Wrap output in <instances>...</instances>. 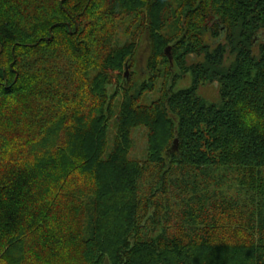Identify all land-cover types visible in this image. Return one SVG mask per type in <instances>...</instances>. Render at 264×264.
I'll return each mask as SVG.
<instances>
[{"label": "trees", "instance_id": "1", "mask_svg": "<svg viewBox=\"0 0 264 264\" xmlns=\"http://www.w3.org/2000/svg\"><path fill=\"white\" fill-rule=\"evenodd\" d=\"M8 96L2 264H63L65 246L76 264H264V127L237 119L241 103L264 117V0H0Z\"/></svg>", "mask_w": 264, "mask_h": 264}, {"label": "rangeland", "instance_id": "2", "mask_svg": "<svg viewBox=\"0 0 264 264\" xmlns=\"http://www.w3.org/2000/svg\"><path fill=\"white\" fill-rule=\"evenodd\" d=\"M144 36L140 40V46L138 48L136 56V64L134 67L130 68V73L132 72L133 76L131 77L134 82H141L147 77L146 71V62L149 55V47L147 38ZM143 71V72H141ZM191 78L185 76L176 85V89H181L190 84ZM201 95L206 97L208 100H214L218 97V86L215 83L206 84L199 91ZM154 98L153 94H150L147 97V100L150 101ZM115 133V128L110 127V137L112 138ZM130 156L136 160H143L147 156V134L145 127H138L133 131V146L130 152Z\"/></svg>", "mask_w": 264, "mask_h": 264}, {"label": "clouds", "instance_id": "3", "mask_svg": "<svg viewBox=\"0 0 264 264\" xmlns=\"http://www.w3.org/2000/svg\"><path fill=\"white\" fill-rule=\"evenodd\" d=\"M22 101L16 96H8L0 101V117L8 118L19 112ZM238 124L243 130L250 131L253 129L260 130L264 127V117L260 116L252 107L243 103L237 105ZM60 259L63 264H76V259L71 246H65L61 253ZM2 264V262H0ZM29 264H43L35 256L30 258Z\"/></svg>", "mask_w": 264, "mask_h": 264}, {"label": "water", "instance_id": "4", "mask_svg": "<svg viewBox=\"0 0 264 264\" xmlns=\"http://www.w3.org/2000/svg\"><path fill=\"white\" fill-rule=\"evenodd\" d=\"M170 46H168L167 47V49L165 50V52L167 53V54H169V52H170ZM170 59H171V56H170ZM130 65L128 64V63H126V67H125V71H124V77H125V79H129V76H130ZM178 148V140L176 139L175 140V143H174V147H173V150H176ZM105 264H109V260L108 259H106V262H105Z\"/></svg>", "mask_w": 264, "mask_h": 264}, {"label": "flooded vegetation", "instance_id": "5", "mask_svg": "<svg viewBox=\"0 0 264 264\" xmlns=\"http://www.w3.org/2000/svg\"><path fill=\"white\" fill-rule=\"evenodd\" d=\"M125 71V70H124ZM124 73V72H123ZM124 75V74H123ZM133 76V74H132V72H131V74H130V76H129V79L131 78Z\"/></svg>", "mask_w": 264, "mask_h": 264}, {"label": "bare ground", "instance_id": "6", "mask_svg": "<svg viewBox=\"0 0 264 264\" xmlns=\"http://www.w3.org/2000/svg\"><path fill=\"white\" fill-rule=\"evenodd\" d=\"M128 81V80H127Z\"/></svg>", "mask_w": 264, "mask_h": 264}]
</instances>
